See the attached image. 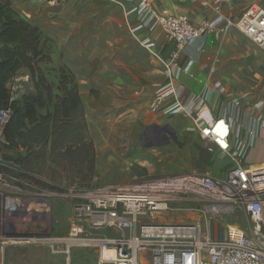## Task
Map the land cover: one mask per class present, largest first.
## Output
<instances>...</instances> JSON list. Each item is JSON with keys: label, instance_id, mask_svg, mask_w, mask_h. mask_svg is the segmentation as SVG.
<instances>
[{"label": "built area", "instance_id": "built-area-1", "mask_svg": "<svg viewBox=\"0 0 264 264\" xmlns=\"http://www.w3.org/2000/svg\"><path fill=\"white\" fill-rule=\"evenodd\" d=\"M127 1L137 3L139 24L160 27L170 48L161 61L171 86L182 71V50L202 35H219L234 28L264 50V12L255 7L232 22L220 10L227 0H204L209 16L195 24L153 9L148 0ZM212 96L221 98L217 116L210 109ZM172 97L174 103L167 110L190 121L207 152L229 159L232 167L225 176L192 171L70 192L69 230L54 238L48 237L47 228L33 227L34 216L46 215L49 202L34 198L24 192L28 187L0 173V246L45 243L64 254L75 247L93 248L98 264H264V169L249 167L246 161L258 138L253 119L263 101L243 105L225 94L220 81L211 79L201 95L186 100L173 90ZM10 116L9 110L0 109V140ZM30 201L42 203L34 211ZM237 212H243L250 222L247 233L221 238L206 234L211 221ZM172 213L182 215L181 219L173 220Z\"/></svg>", "mask_w": 264, "mask_h": 264}, {"label": "rangeland", "instance_id": "rangeland-1", "mask_svg": "<svg viewBox=\"0 0 264 264\" xmlns=\"http://www.w3.org/2000/svg\"><path fill=\"white\" fill-rule=\"evenodd\" d=\"M53 1L55 3H50L51 0H32L31 2L37 5L39 10L28 7V2L24 0H11L10 2L16 3L19 14L30 24L37 26L46 39L42 51L46 56L49 55L51 62L48 63L44 60L38 65L46 75L48 82L56 85L57 74L56 70L52 68L54 65L65 61L66 58L73 59L75 56L72 46L68 45L70 42L68 37L66 40H62L66 34L79 36L73 39L84 56L82 77L87 80L91 76V71H96L97 67L101 68L102 61L100 59L106 57L107 42H110V45L113 43V40L108 39L109 35L106 34L105 27L98 24V18L108 15L106 5L102 3L103 0ZM202 1L204 2V0ZM42 7L47 8L43 15L40 13ZM253 7L264 12V0H227L222 4L220 10L231 17L232 22H235L243 13ZM202 14L205 17L209 16L206 13ZM116 17H120V15H116ZM77 18H82L83 23L80 24L76 20ZM156 29L162 32L160 27L147 30L144 42L151 38V33ZM98 35L100 37L96 39L95 36ZM133 41V39L126 40L130 48H133ZM112 46L111 49H115L114 45ZM211 46V51L207 49L202 54L206 59L204 70L211 73V78L215 77L209 79L220 81L225 89V94L240 99L243 105L263 101L262 109L254 114L255 118L253 119L260 138L257 147L258 155H249L248 153L246 160L249 167L264 169V161L258 160L259 154L262 155L260 147L264 148V138H262L264 136V50L257 48L234 28L214 36ZM143 50L149 53L146 49ZM64 53L67 56H64ZM149 55L151 56V54ZM62 65L67 68L65 64ZM159 66L162 70L161 74L154 71L156 70L155 66L149 69L154 74L152 77L154 82L151 80L144 82L142 78L133 77L139 80L138 83L142 85V88L137 89L135 93L143 94L146 97V102L141 100L138 103L136 99L132 98L129 100L128 95L133 96L132 93L135 91L133 88L117 89L119 95L115 99V108L118 110L114 113L111 112L112 108L106 112L105 114L113 113V115L101 116L102 119L98 123L99 128L95 126L98 129L97 139L100 144L98 145L99 162L98 166L96 165V176L89 188L124 183L134 178H158L192 171L209 172L215 177H223L232 167L226 157L218 158L211 155V158L206 162L201 159L200 152L205 147L195 136L190 121L174 111L167 110L174 103L173 97L171 98L172 91H178V88L175 84L171 86L164 73L162 62ZM128 75L127 72L126 76ZM155 75L160 77L157 82L154 78ZM97 78L100 76H96L95 79ZM10 87L15 97L33 92L32 83L25 69L21 70L12 80ZM89 88L85 86L82 89L85 92L83 104L87 108V119L90 122V114H93L92 109L95 104L92 96H90L89 102ZM130 102L136 104L132 105ZM120 107L128 112L136 108L142 112L145 108L152 120L145 125L140 122L136 124L134 116L120 114ZM154 124L159 127L169 126L175 137H169V142L166 145L156 146L160 140H154L152 133L147 131ZM91 128L94 129L92 126ZM252 161L255 163H251ZM79 190L84 189L70 187L62 192L24 189V192L32 194L34 198L45 199L49 202L46 215L40 217V215L34 214L38 215L34 216V229L47 228L48 237L64 236L69 230L68 221L71 215L70 199L67 196L70 192L74 193L75 191L76 193ZM40 203L42 202H29L34 211L38 209ZM169 216L173 220H178L182 215L174 216L172 213ZM249 228L250 222L247 216L243 212H237L224 219L211 221L206 234L212 238L231 237L235 234L247 233ZM57 251L56 246H49L45 243L40 245L9 243L0 246V258L3 259V264H98L99 262L98 253L93 248L75 247L66 254Z\"/></svg>", "mask_w": 264, "mask_h": 264}, {"label": "trees", "instance_id": "trees-1", "mask_svg": "<svg viewBox=\"0 0 264 264\" xmlns=\"http://www.w3.org/2000/svg\"><path fill=\"white\" fill-rule=\"evenodd\" d=\"M41 30L0 0V109L11 112L0 140V173L29 189H86L96 176V152L74 75L61 67L56 85L39 67L49 62ZM25 69L33 92L13 97L12 80ZM211 153L201 150L204 162Z\"/></svg>", "mask_w": 264, "mask_h": 264}, {"label": "crops", "instance_id": "crops-1", "mask_svg": "<svg viewBox=\"0 0 264 264\" xmlns=\"http://www.w3.org/2000/svg\"><path fill=\"white\" fill-rule=\"evenodd\" d=\"M24 1L28 2V7H33L35 8V10H39L37 5L31 2L32 0ZM148 2L155 10H166L176 16L185 17L195 24H199L204 18L202 13H206L207 15L209 13V8H206L202 5V0H148ZM102 3L106 5V11L108 12V15H104L98 18V24H101V27H105L106 34H108L110 37H108V39L113 40L112 45H114L115 49H111V43L107 42L108 47H106L107 50L105 51L107 53L106 57L104 59H100L102 61L100 65L101 68L97 67L96 71H91L90 78L84 80V78L82 77V74L84 73V71L82 70L84 56L82 55V53H80L78 46H76V41L75 39H73L79 36L68 34H66V36L62 40H66L68 37L70 41L68 45L72 46L73 50L75 51V56L73 57V59L66 58L65 61L59 62L54 65V67H52L55 70H58L59 68L64 67V65L62 64H65L67 66L66 69L71 71L76 79L79 88V94L83 103L85 101V92H83L84 90L82 88H84L85 86L90 87L88 90L89 102L90 96H92L95 104L94 109H92L93 114H90V122L87 119V108L85 106L84 113L86 120H88L87 125L88 127L90 126L88 128V131L94 143L97 166L99 162L98 145L100 144H98L99 139H97L98 129H96L95 126L99 128L98 123L99 120L102 119L101 116L113 115V113L105 114L106 112H108L112 108L113 109L111 112L115 113L118 110L117 108H115V99L119 95L117 89L133 88L135 89V91L134 93H132L133 96L128 95L129 100H131L132 98L136 99L138 103H140L141 100H143V102H146V97H144L143 94H141L140 92L135 93L137 92V89L142 88V85L141 83H138L139 80H136L134 78L139 77L142 78L144 82L150 80L154 82L152 80L154 74H152L149 69H152L151 67L155 66L156 70H153L158 71L161 74L162 70L159 65L162 62L161 60L169 55L168 53L170 51V48L166 46L163 33L157 29L156 31L151 33V38L148 41L144 42L145 35L147 34V30H149V28L143 26L142 24H139L136 19V2L127 0H103ZM11 5L17 11L16 3L14 4L13 2H11ZM46 10V7H42L40 11L41 15H43ZM116 15H120V17H116ZM76 20L79 21L80 24L83 23L82 18H77ZM214 36H217V34H206L200 36L197 41H195V43L184 48L180 54L182 71L180 73V76L176 80L175 85L177 86L178 91L181 92L183 98L186 100L201 95L206 91V82L209 78H211V73H208V71L206 72V70H204L206 59L202 54L207 49L211 51L212 39ZM95 37L96 39H98L100 35ZM131 39L135 41L132 42L133 48H130L126 42V40L129 41ZM142 48L146 49L149 53H146V51H144ZM149 54H151V56ZM64 56H67L66 53H64ZM50 62L51 59L48 63ZM127 72L129 73L128 76H126ZM98 75L100 76V78L95 79ZM154 78L156 79V82L160 80V77H158L157 75H155ZM213 78L215 77H212L211 79ZM130 103L132 105L136 104L133 102ZM220 104L221 98H215L214 96H212L210 109L214 116L219 115ZM120 110V114L122 115L123 113H125V115L134 116L136 124L140 122L145 125L147 122L152 120L149 118L147 113L148 111L145 108L144 110H142V112L140 109L138 110V108L134 110L131 109L129 112L126 109H123V107H120ZM91 126L94 129H92ZM128 133L131 134V132ZM262 138H264V136ZM259 143L260 138L258 136L253 148L249 151V155H258L257 147ZM260 151L262 152V155L259 154L258 160L264 161V148L260 147ZM251 163L255 162L252 161Z\"/></svg>", "mask_w": 264, "mask_h": 264}, {"label": "water", "instance_id": "water-1", "mask_svg": "<svg viewBox=\"0 0 264 264\" xmlns=\"http://www.w3.org/2000/svg\"><path fill=\"white\" fill-rule=\"evenodd\" d=\"M147 131L152 133L154 140H160V142L157 143L156 146L166 145L169 142V137H175L172 129L169 126L159 127L158 125L154 124L149 127Z\"/></svg>", "mask_w": 264, "mask_h": 264}]
</instances>
